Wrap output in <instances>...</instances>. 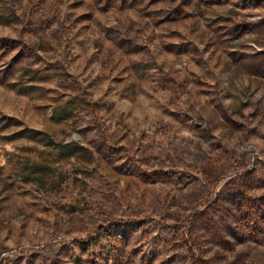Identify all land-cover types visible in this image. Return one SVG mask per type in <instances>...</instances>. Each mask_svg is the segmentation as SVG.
<instances>
[{
  "label": "rangeland",
  "instance_id": "1",
  "mask_svg": "<svg viewBox=\"0 0 264 264\" xmlns=\"http://www.w3.org/2000/svg\"><path fill=\"white\" fill-rule=\"evenodd\" d=\"M0 264H264V0H0Z\"/></svg>",
  "mask_w": 264,
  "mask_h": 264
},
{
  "label": "trees",
  "instance_id": "2",
  "mask_svg": "<svg viewBox=\"0 0 264 264\" xmlns=\"http://www.w3.org/2000/svg\"><path fill=\"white\" fill-rule=\"evenodd\" d=\"M244 204L243 202H240L238 203L237 207L240 211H245V225L247 228L251 229V234H255L257 237L259 236V234L261 233H254L252 231H255L256 230V225H252V222L254 221V218L250 217L251 214H253L252 212L251 213H248V211H250V209L247 208V203H246V200H245V209L243 208Z\"/></svg>",
  "mask_w": 264,
  "mask_h": 264
}]
</instances>
